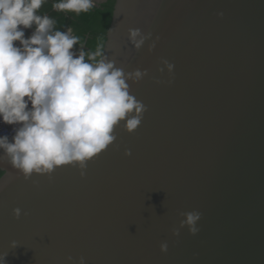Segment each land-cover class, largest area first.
<instances>
[{"label":"water","instance_id":"water-1","mask_svg":"<svg viewBox=\"0 0 264 264\" xmlns=\"http://www.w3.org/2000/svg\"><path fill=\"white\" fill-rule=\"evenodd\" d=\"M39 130L0 146V264H264V0H116Z\"/></svg>","mask_w":264,"mask_h":264},{"label":"built area","instance_id":"built-area-1","mask_svg":"<svg viewBox=\"0 0 264 264\" xmlns=\"http://www.w3.org/2000/svg\"><path fill=\"white\" fill-rule=\"evenodd\" d=\"M17 4L18 0H0V79L5 95L0 146L16 144L48 123L55 97L82 70L80 60L73 62L65 54H52L54 67L48 68L44 43L30 49L27 42L35 8Z\"/></svg>","mask_w":264,"mask_h":264},{"label":"trees","instance_id":"trees-1","mask_svg":"<svg viewBox=\"0 0 264 264\" xmlns=\"http://www.w3.org/2000/svg\"><path fill=\"white\" fill-rule=\"evenodd\" d=\"M61 7L58 18L59 36L67 29L73 31L71 45L82 50L80 74L73 78V91L67 96H56L54 101L63 109L71 108L91 81L100 63L107 40L116 0H105L95 6L92 0H53ZM40 131V130H39ZM38 131V132H39ZM0 170V178L3 176Z\"/></svg>","mask_w":264,"mask_h":264},{"label":"crops","instance_id":"crops-1","mask_svg":"<svg viewBox=\"0 0 264 264\" xmlns=\"http://www.w3.org/2000/svg\"><path fill=\"white\" fill-rule=\"evenodd\" d=\"M104 0H92V3ZM53 0H18L17 6L33 5L35 8V20L33 26L27 31V42L30 49L40 43H44L45 63L49 69H53L52 54H65L73 62L81 61L82 50H76L71 45L73 31L67 29L62 36L57 33L58 18L61 7L53 4ZM1 83V79H0Z\"/></svg>","mask_w":264,"mask_h":264},{"label":"flooded vegetation","instance_id":"flooded-vegetation-1","mask_svg":"<svg viewBox=\"0 0 264 264\" xmlns=\"http://www.w3.org/2000/svg\"><path fill=\"white\" fill-rule=\"evenodd\" d=\"M80 74V73H79ZM74 85H75V82L73 81V79L69 82V85L65 88V90H64V92H63V94H62V96H67L68 95V93H71L72 91H73V88H74ZM30 138H28V139H24L25 141L26 140H29ZM24 140H22V141H24Z\"/></svg>","mask_w":264,"mask_h":264}]
</instances>
